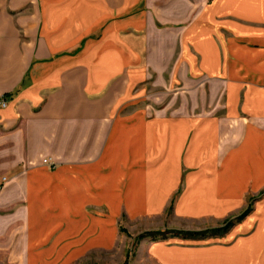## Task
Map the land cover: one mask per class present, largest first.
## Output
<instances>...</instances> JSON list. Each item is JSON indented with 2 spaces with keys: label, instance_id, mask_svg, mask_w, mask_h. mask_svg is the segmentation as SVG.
Instances as JSON below:
<instances>
[{
  "label": "crops",
  "instance_id": "0c3cea01",
  "mask_svg": "<svg viewBox=\"0 0 264 264\" xmlns=\"http://www.w3.org/2000/svg\"><path fill=\"white\" fill-rule=\"evenodd\" d=\"M1 185L20 264H264V0H0Z\"/></svg>",
  "mask_w": 264,
  "mask_h": 264
},
{
  "label": "rangeland",
  "instance_id": "374dc122",
  "mask_svg": "<svg viewBox=\"0 0 264 264\" xmlns=\"http://www.w3.org/2000/svg\"><path fill=\"white\" fill-rule=\"evenodd\" d=\"M205 89H202V85L200 86V90H198L199 86L192 90L190 93L182 92L176 94L173 91H155L153 92V96L151 97V102L155 104L157 109H164L166 105H172L175 109L185 108L186 113L195 114H211L217 108H219V97H212L213 88L205 83ZM198 90V91H197ZM177 96V97H176ZM262 194L257 195V197L250 198V204L247 209L242 211H237L234 215L230 216V218H226L221 220V222L214 225L213 228L205 230L204 232H200L198 236H190L192 233H185V235H180V238H184L186 241H180V244H190L195 245L199 244L202 241L210 242L216 241L221 244H227L226 237L235 225L242 223L245 218L253 214L255 204L260 201ZM13 212L11 210L0 211V264H20V238H21V227L18 223H14L11 221V215ZM252 228V227H251ZM248 230H244L239 234V237H244L247 235ZM160 232V231H158ZM154 232H142L138 234H132L128 237L125 236L124 232H122L123 236L127 239L125 240V262L123 264H132L135 260V252L136 246L139 241L143 239H153L154 236H146L144 238H140L141 235L149 234ZM161 235H164L160 232L157 235V240L161 239ZM167 235V233H165ZM179 238V237H178ZM115 259L111 258L110 263L114 262ZM140 264H153L142 257L139 261Z\"/></svg>",
  "mask_w": 264,
  "mask_h": 264
},
{
  "label": "trees",
  "instance_id": "16d2710c",
  "mask_svg": "<svg viewBox=\"0 0 264 264\" xmlns=\"http://www.w3.org/2000/svg\"><path fill=\"white\" fill-rule=\"evenodd\" d=\"M160 234V232H154V233H149V234H144V235H141L140 236V238L142 239V238H144V237H146V236H154V237H157V235H159ZM198 235H200L199 233H192V234H190V236H198Z\"/></svg>",
  "mask_w": 264,
  "mask_h": 264
},
{
  "label": "built area",
  "instance_id": "2783aa9c",
  "mask_svg": "<svg viewBox=\"0 0 264 264\" xmlns=\"http://www.w3.org/2000/svg\"><path fill=\"white\" fill-rule=\"evenodd\" d=\"M1 105L4 106L5 104L2 102ZM42 164H45V165H51L50 162H49V160H46V159H43V160H42ZM2 181H3V183H4V182H5V179H3ZM2 186H3V185L0 186V190H1Z\"/></svg>",
  "mask_w": 264,
  "mask_h": 264
}]
</instances>
